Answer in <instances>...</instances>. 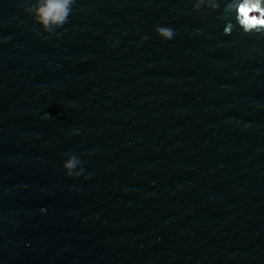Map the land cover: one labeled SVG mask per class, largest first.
I'll return each instance as SVG.
<instances>
[{"label":"water","instance_id":"95a60500","mask_svg":"<svg viewBox=\"0 0 264 264\" xmlns=\"http://www.w3.org/2000/svg\"><path fill=\"white\" fill-rule=\"evenodd\" d=\"M34 2L0 0V264H264V36L76 0L48 37Z\"/></svg>","mask_w":264,"mask_h":264},{"label":"clouds","instance_id":"9594fccd","mask_svg":"<svg viewBox=\"0 0 264 264\" xmlns=\"http://www.w3.org/2000/svg\"><path fill=\"white\" fill-rule=\"evenodd\" d=\"M76 5V0H35L25 4L24 11L32 16L33 21L40 26L42 33L48 37L57 35V30L68 23L69 17ZM219 0H194L192 7L195 11L207 8L216 11L220 8ZM224 12L230 19H225V34L242 29L245 33H256L264 36V0H227ZM156 34L165 41L173 40L176 33L171 27L157 26ZM146 40L147 37H142ZM43 118H50L46 115ZM79 134V133H77ZM81 161L76 155H70L62 164L64 173L69 178L89 177ZM43 211V209H42Z\"/></svg>","mask_w":264,"mask_h":264}]
</instances>
